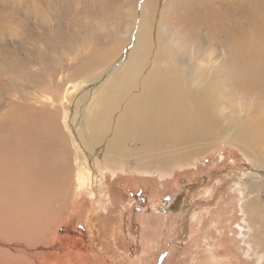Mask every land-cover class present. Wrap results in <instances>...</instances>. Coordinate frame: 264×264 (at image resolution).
Listing matches in <instances>:
<instances>
[{"label":"rangeland","instance_id":"obj_1","mask_svg":"<svg viewBox=\"0 0 264 264\" xmlns=\"http://www.w3.org/2000/svg\"><path fill=\"white\" fill-rule=\"evenodd\" d=\"M141 1L0 0L4 111L10 110L11 103L50 108L53 101L57 109L52 113L61 114V125L69 121L70 98L76 92L95 90L90 82H69L79 58L93 49L105 52L110 45L123 41L128 11L136 13ZM214 8L217 35L213 41L204 36L206 30L198 23L212 20L208 15L186 20L181 30L177 20L164 22L159 13V25L167 28L168 37H187V45L204 56L212 54L218 75L227 85L224 101L227 97L236 104L240 99V107L246 104L249 113L254 108L256 114L263 115L264 0H230V6L221 8L216 3ZM172 9L170 5L167 13L175 12ZM193 25H199L195 35L191 34ZM113 34L116 39L112 43L102 39ZM70 45L83 50L77 57L69 56L72 60L65 54ZM163 49L171 55L169 46L163 45ZM50 71L55 83L48 82ZM48 83L51 87L45 90ZM65 93L70 97L66 101ZM23 95L35 98L37 104H27ZM58 103L66 105L62 113ZM226 142L221 138L204 142L202 150L167 169L140 167L132 160L102 168L83 159L77 175L72 172L66 183L57 185L56 194L40 200L24 196L18 180L4 175L0 177L4 192L0 191V241L19 239L27 252L38 254L37 264H263L264 231L257 235L260 227L254 223L264 224V180L259 177L261 182L256 184L248 181L257 170L254 164H259L251 157L258 155L264 162V146L252 150L249 157L246 148L241 151ZM251 206L261 211L253 214L257 217L254 223L249 221ZM43 221L45 225H41ZM34 231H41L40 239L34 238ZM11 256L6 262L5 255L1 264H28L20 254Z\"/></svg>","mask_w":264,"mask_h":264},{"label":"bare ground","instance_id":"obj_2","mask_svg":"<svg viewBox=\"0 0 264 264\" xmlns=\"http://www.w3.org/2000/svg\"><path fill=\"white\" fill-rule=\"evenodd\" d=\"M216 3L221 8L230 6V0H142L137 4V14L129 10L124 23V40L110 45L102 53L90 49L87 55L79 58L80 64L69 75L71 84L90 82V88L95 90L76 92L72 98L68 96L70 92L64 94V101L69 97L71 102L69 121H62V125L61 114L52 113L56 108L53 101L49 103L50 108L11 103L10 110L5 112V81L0 79V177L14 176L24 196L40 200L54 192L56 194L57 185L68 181L72 172L77 175V166L83 164V159L90 165H102V168L106 164L117 165L132 160L140 167L167 169L202 150L204 142L215 141L216 138L237 146L241 151L246 148L249 157L252 150L257 151L264 146V114H256L254 108L249 113L246 104L242 106L245 109L240 107V99L236 104L227 97L225 101L222 99L227 85H223L224 80L218 75V64L212 60V54L204 56L197 48L187 45V37L185 40H177L173 35L168 37L167 28L159 25L161 15L164 22L177 20L175 25L183 30L186 20L196 21L200 14L208 15L213 19L198 21L201 25L198 26L204 27V36L213 41L217 35H214L217 30ZM170 5L175 12L167 13ZM107 11L109 14V9ZM133 22L138 28L136 32H133ZM198 26L191 27L192 35L199 31ZM102 39H111L112 43L116 38L113 34L111 38L105 36ZM126 41L127 45H124ZM163 45L169 46L171 55L164 51ZM71 46L65 53L68 60H72L69 56L77 57L83 51ZM209 46L212 47L211 44ZM50 75L51 71L48 82L55 83ZM24 83L28 84L26 80ZM50 87L48 83L44 89ZM241 89L245 90V87ZM36 92L40 96L41 93ZM22 98L27 104L38 102L28 95ZM58 104L61 107L58 111L62 113L66 105ZM251 158L259 164H254L257 170L252 173L254 177L248 184H256L261 182L259 177L264 180V162L258 155L253 154ZM243 205L246 208L247 204ZM260 212L253 206L249 207V221H257L256 215ZM254 225L260 227L257 235L264 231V224ZM32 226L35 227L34 224ZM39 232L34 231V238L40 239ZM18 254L24 256L28 264L40 262L38 254L27 252L19 239L8 243L0 241V264L5 255L7 262L11 255ZM261 262L264 264L263 259Z\"/></svg>","mask_w":264,"mask_h":264},{"label":"flooded vegetation","instance_id":"obj_3","mask_svg":"<svg viewBox=\"0 0 264 264\" xmlns=\"http://www.w3.org/2000/svg\"><path fill=\"white\" fill-rule=\"evenodd\" d=\"M66 229V228H65ZM68 231V229L67 230H65V231H63L62 233H66Z\"/></svg>","mask_w":264,"mask_h":264}]
</instances>
